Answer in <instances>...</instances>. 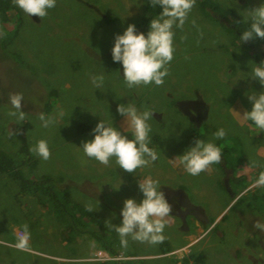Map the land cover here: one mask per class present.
Masks as SVG:
<instances>
[{
    "label": "rangeland",
    "instance_id": "obj_1",
    "mask_svg": "<svg viewBox=\"0 0 264 264\" xmlns=\"http://www.w3.org/2000/svg\"><path fill=\"white\" fill-rule=\"evenodd\" d=\"M202 1L209 6L203 9ZM258 3L195 0L184 25L174 28V53L165 65L163 83L128 88L119 62L111 60L110 47L113 34L129 22L146 31L141 22L146 0H56L43 18L28 17L9 0V14L17 10L20 20L16 16L0 26V148L25 159L19 153L24 144L30 147L38 139L46 140L49 158L41 160L31 152L37 164L31 171L23 168L24 174L35 179L49 175L54 183L69 185L72 197L101 217L105 240L118 255L111 256L96 236L85 231L93 228L92 219L80 218L85 226L74 230L69 215L57 218L60 214L43 207L36 197L21 193L18 180L0 172V264H86L127 258L143 259L144 264H184V258L200 251L205 264H264V186L254 183L264 170V132L253 133L242 115L251 107L246 93L261 88L246 77L247 62L264 59V46L257 39L240 43L246 24L237 11ZM106 15L114 19L108 21ZM95 75L104 76L101 89L91 83ZM17 93L23 96V120L9 115L14 111L9 97ZM127 102L140 111L154 110L148 123L157 159L134 174L119 168L114 159L108 165L89 159L78 147L91 138L90 129L100 118L112 119L123 131L124 117L116 106ZM41 113L51 118L48 127L41 126ZM218 127L226 130L224 138L214 140L225 159L222 155L219 163L189 175L176 155L195 138L213 140ZM225 163L235 170L234 177L249 171L254 179L248 176L227 190L221 167ZM144 177L156 179L161 187L182 188L209 221L183 222L171 211L164 218L161 241L129 239L122 247L110 228L120 222L125 197L141 198L137 180ZM252 189L260 192L256 200L250 199ZM240 196L244 204H236ZM250 200L253 211L246 206ZM164 240L171 245L166 253L161 252Z\"/></svg>",
    "mask_w": 264,
    "mask_h": 264
},
{
    "label": "clouds",
    "instance_id": "obj_2",
    "mask_svg": "<svg viewBox=\"0 0 264 264\" xmlns=\"http://www.w3.org/2000/svg\"><path fill=\"white\" fill-rule=\"evenodd\" d=\"M14 2L28 17L35 15L40 18L45 17L48 10L56 5V0ZM148 2L151 8L158 7L159 11L151 15L147 30L139 31L134 23L129 22L122 31L114 33L112 38L111 60L119 62L122 69L119 74L128 88L141 84L163 83L167 75L165 65L173 58L174 28L179 29L184 25L195 0H148ZM237 11L241 13L246 24L245 28H240V43L257 38L264 40V0H259V3L250 9ZM130 14L128 12L127 15ZM249 61L246 77L258 81L261 88L259 91L249 90L246 93L251 107L242 115L250 122L252 126L250 130L253 133L264 132V59L258 63ZM90 79L94 89H101L103 75H95ZM22 99L23 96L19 93L9 97L11 109L14 110H10L9 115L16 117L17 120L24 118V111L21 110ZM116 111L124 117L123 131L114 126L112 119L108 121L100 118L90 129L91 138L83 140L78 147L89 159L102 165H108L110 159H114L119 168L134 174L136 169L157 159V151L150 147L152 128L148 123L149 119L153 118L154 110L140 111L135 105L127 102L118 103ZM38 118L42 127H48L52 123L51 118H46L43 113L39 114ZM225 135L226 130L218 127L212 132L213 140L195 138L181 154L176 155L179 165L186 173L195 176L207 170L210 165L219 163L222 149L214 140H220ZM29 151L41 160H47L50 155L48 143L44 139H38L30 146ZM254 183L257 186H264V170L258 173ZM119 186L120 184L113 188L118 190ZM137 188L141 198L137 200L131 196L125 197L119 209L120 222L114 224L122 247L127 246L129 239L149 244L161 241L166 223L164 218L171 212V204L156 179L138 178Z\"/></svg>",
    "mask_w": 264,
    "mask_h": 264
},
{
    "label": "trees",
    "instance_id": "obj_3",
    "mask_svg": "<svg viewBox=\"0 0 264 264\" xmlns=\"http://www.w3.org/2000/svg\"><path fill=\"white\" fill-rule=\"evenodd\" d=\"M207 3L206 1H202V7L203 9L206 8ZM9 5V0H0V26H3L4 22L12 21L13 18L17 16V20L19 22V12L17 10H14L13 16L9 14V10H12V7ZM145 15L141 17L143 26H146L145 30H147L148 27V21L151 19V15H155L156 11H159V8L156 9L151 8L150 3L148 0H146L145 5ZM15 15V16H14ZM106 20L114 19L113 17H108L107 15ZM140 18V17H139ZM258 44L260 43V46H264V40H261L257 38L256 40ZM256 42V43H257ZM194 134L197 136L198 134L196 131H194ZM198 137H200L198 135ZM29 146L27 144H24L19 150V153L23 154L25 156V159L22 157V159H19L17 156L15 157L11 152H8L4 149L0 148V172L7 173L9 176L13 177L14 179L18 180L20 182V188L21 193L32 195L36 197L43 205V207H50L52 211H56L59 218L63 215H69L70 218L74 219L71 224L74 230H77V228L80 230L81 226H85L81 219H92L94 221V226L92 229H85L86 232H89L92 234V236H96L97 240L100 241L102 244V247L109 252L111 256L118 255V251L109 244L105 240V233L106 231H103L102 229V219L99 215L95 214L94 211L89 210L87 207L83 206L79 201H76L70 192L69 185H61V182L56 181L55 183L51 176L44 175L40 179L31 178L30 176H26L23 172V168H27L30 171L34 169L35 165L37 164L36 157L31 156V152L29 151ZM226 151V149H225ZM227 152V151H226ZM223 159H225V153L222 154ZM222 159V158H221ZM222 159V160H223ZM226 161V160H225ZM226 164V163H225ZM21 166V168L19 167ZM251 178V181L254 179L253 172H245L244 175L239 176L238 178L230 175V181L231 183H241L245 182L249 177ZM224 182V180H223ZM252 191V196L250 199H257L259 195L256 193H260L258 189L256 190H250ZM233 193L235 191H232ZM235 194V193H234ZM236 196V195H235ZM257 196V198H256ZM243 196H240L236 204L239 202L241 204H244V200L242 198ZM247 208L249 210L254 209L252 206V200L249 201V203L246 204ZM252 213V212H250ZM62 218V217H61ZM223 219L226 218V215L222 217ZM77 224V225H76ZM77 226V227H76ZM70 229V227H67ZM85 232V233H86ZM111 236H115V232L113 228H110ZM17 238V237H16ZM16 244V243H14ZM171 250V245L167 240H164L161 243V252L166 253ZM135 255V254H133ZM190 259L192 260L191 264H205L206 258L205 253L203 251H200L198 253L195 252L192 253L189 257L184 258L183 263L188 264ZM86 264H144L143 259H107V260H94L89 261Z\"/></svg>",
    "mask_w": 264,
    "mask_h": 264
},
{
    "label": "flooded vegetation",
    "instance_id": "obj_4",
    "mask_svg": "<svg viewBox=\"0 0 264 264\" xmlns=\"http://www.w3.org/2000/svg\"><path fill=\"white\" fill-rule=\"evenodd\" d=\"M191 121L197 123L199 122V119H191ZM221 165H223V162ZM221 167L225 176L223 184L225 183L227 190L231 191L230 175L233 176L235 170L230 168L227 164ZM161 188L165 194V197L171 204V211H175L177 218H181V221L186 222V220L189 218H197L200 220V222H202V224H205V222L209 221L204 209L201 206L195 204L190 196L182 190V188H176L170 185H165Z\"/></svg>",
    "mask_w": 264,
    "mask_h": 264
},
{
    "label": "water",
    "instance_id": "obj_5",
    "mask_svg": "<svg viewBox=\"0 0 264 264\" xmlns=\"http://www.w3.org/2000/svg\"><path fill=\"white\" fill-rule=\"evenodd\" d=\"M199 208V207H198Z\"/></svg>",
    "mask_w": 264,
    "mask_h": 264
}]
</instances>
